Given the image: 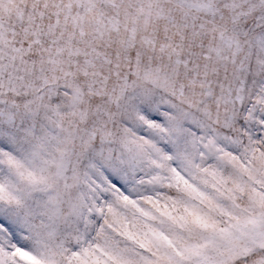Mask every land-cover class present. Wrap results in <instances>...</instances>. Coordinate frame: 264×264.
Instances as JSON below:
<instances>
[{"label":"snow or ice","instance_id":"snow-or-ice-1","mask_svg":"<svg viewBox=\"0 0 264 264\" xmlns=\"http://www.w3.org/2000/svg\"><path fill=\"white\" fill-rule=\"evenodd\" d=\"M0 264H264V0H0Z\"/></svg>","mask_w":264,"mask_h":264}]
</instances>
